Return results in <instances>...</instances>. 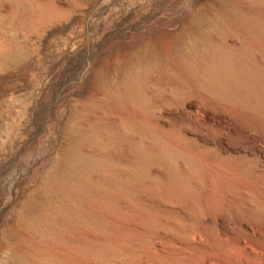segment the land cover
<instances>
[{"label":"rangeland","instance_id":"1","mask_svg":"<svg viewBox=\"0 0 264 264\" xmlns=\"http://www.w3.org/2000/svg\"><path fill=\"white\" fill-rule=\"evenodd\" d=\"M18 252L264 264V0H0V264Z\"/></svg>","mask_w":264,"mask_h":264},{"label":"bare ground","instance_id":"2","mask_svg":"<svg viewBox=\"0 0 264 264\" xmlns=\"http://www.w3.org/2000/svg\"><path fill=\"white\" fill-rule=\"evenodd\" d=\"M226 85V84H225ZM26 107H23L22 109H20V111H19V113H18V115L16 116V117H14V120H13V124L14 125H16V127L18 126V125H20V123H21V120H22V117H23V115L26 113ZM13 125V126H14ZM13 128H15V127H13ZM2 139V138H1ZM57 168V167H56ZM91 174V173H90ZM51 175V174H50ZM83 183V182H82ZM88 186V185H87ZM21 213V212H20ZM28 214V213H27ZM21 215H23V214H21ZM36 215V214H35ZM40 220H41V218H39ZM44 219V218H43ZM86 220V219H85ZM37 221H39V220H36L35 221V219L33 218V217H21V219H19V224H21V227L20 228H22V230L27 234V235H30V236H35L36 238H37V236H39V234L41 233V226H42V224H41V226H40V224L37 222ZM45 221V220H44ZM17 222V221H16ZM41 223H43V222H41ZM89 223V222H88ZM18 224V223H17ZM53 224V223H52ZM17 227H19L18 225H17ZM76 227V226H75ZM19 228V229H20ZM45 229V228H44ZM44 229L42 228V230L44 231ZM18 233V232H17ZM43 234H44V232H42ZM9 235V234H8ZM42 237V236H41ZM40 237V238H41ZM42 239V238H41ZM33 246V245H32ZM8 247H10V246H8ZM34 247V246H33ZM5 249V248H4ZM8 249V248H7ZM6 249V250H7ZM10 249V248H9ZM9 251H11V250H9ZM38 251V250H37ZM43 251V250H42ZM42 251H39V252H36V253H38L37 255H38V257L40 258V260H48V258L46 257L47 255L46 254H44ZM44 252H46V250L44 251ZM90 252V251H89ZM87 253H88V251H87ZM35 254V253H34ZM5 255H8V254H5ZM9 256V255H8ZM18 256H19V259H20V264H33L32 263V261H31V259H30V257L29 256H31V255H27V254H25V253H23V252H18ZM49 256V255H48ZM97 256V255H96ZM37 257V258H38ZM51 257H52V255H51ZM94 257V256H93ZM112 257V256H111ZM125 257V256H124ZM39 258H38V260H39ZM55 258H57V257H55ZM118 259V258H117ZM39 260V261H40ZM51 260V259H50ZM90 260V259H89ZM122 260V259H121ZM52 261V260H51ZM57 260H55L54 261V263L56 262ZM61 261V260H60ZM86 261H88V260H86ZM50 262V261H49ZM58 262V261H57ZM64 262H65V260H64ZM70 262V261H69ZM93 262V261H92ZM120 262V261H119ZM43 263V262H42ZM45 263V262H44ZM46 263H48V262H46ZM50 263H52V262H50ZM53 263V264H54ZM63 263V262H62ZM98 263V262H97ZM115 263V262H114ZM56 264V263H55ZM96 264V263H95ZM106 264V263H105ZM113 264V263H112Z\"/></svg>","mask_w":264,"mask_h":264}]
</instances>
